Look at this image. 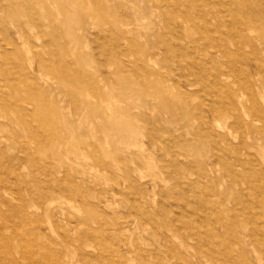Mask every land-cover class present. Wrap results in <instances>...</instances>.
Masks as SVG:
<instances>
[{
  "label": "rangeland",
  "instance_id": "rangeland-1",
  "mask_svg": "<svg viewBox=\"0 0 264 264\" xmlns=\"http://www.w3.org/2000/svg\"><path fill=\"white\" fill-rule=\"evenodd\" d=\"M0 264H264V0H0Z\"/></svg>",
  "mask_w": 264,
  "mask_h": 264
},
{
  "label": "bare ground",
  "instance_id": "bare-ground-1",
  "mask_svg": "<svg viewBox=\"0 0 264 264\" xmlns=\"http://www.w3.org/2000/svg\"><path fill=\"white\" fill-rule=\"evenodd\" d=\"M237 3V2H236ZM198 8V7H197ZM237 17V16H236ZM240 18V17H239ZM207 20V19H206ZM166 23V22H165ZM246 34V33H245ZM175 49H177V48H175ZM41 53V52H40ZM258 135V134H257ZM259 147V146H258ZM260 156H262V155H260ZM207 159V158H206ZM218 161V160H217ZM167 182V181H166ZM262 221V220H261ZM180 245V244H179Z\"/></svg>",
  "mask_w": 264,
  "mask_h": 264
}]
</instances>
